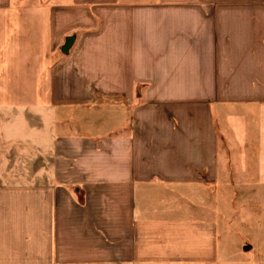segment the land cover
<instances>
[{"label": "crops", "instance_id": "1", "mask_svg": "<svg viewBox=\"0 0 264 264\" xmlns=\"http://www.w3.org/2000/svg\"><path fill=\"white\" fill-rule=\"evenodd\" d=\"M1 22L44 119L3 129L37 160L0 163V264H234L215 205L264 186V0H0Z\"/></svg>", "mask_w": 264, "mask_h": 264}, {"label": "rangeland", "instance_id": "2", "mask_svg": "<svg viewBox=\"0 0 264 264\" xmlns=\"http://www.w3.org/2000/svg\"><path fill=\"white\" fill-rule=\"evenodd\" d=\"M6 26H4V22L0 23V130H2L0 131V146L2 148L5 146L1 144L8 141L7 139L15 140L19 135L24 136V134L32 133L33 130L29 127L37 128L41 124V120L44 119L40 103L35 102V93L30 91L27 85L29 71L27 67H24L27 55L21 59L19 54L16 57L12 55L17 46L15 44L18 43L16 40L18 36L11 37V31ZM5 28L9 33H5ZM7 42L8 45L5 48L4 43ZM12 65L16 67H11ZM37 72V82H39L43 79L46 71ZM43 101H45L44 98ZM12 122L16 125V132L19 135L12 132L4 133L3 129L10 127ZM2 137H5L6 140ZM23 141L21 144L27 145V142ZM11 148L9 145L7 151H11ZM13 160H15L16 166L19 165L20 173H16L17 176L14 175L15 170L11 174L9 173L5 178L6 182L14 183L18 182L17 179H25L27 172L24 171L25 168L21 167L35 163L37 155H32V153L30 155L27 147H18L14 156L0 155V163L5 165ZM6 167L3 168V171L8 170ZM0 175L2 176V173ZM229 192L232 195L229 197L230 203L227 207L229 209L228 216L221 212L218 204H214L219 210L216 216L221 221L218 222L220 225L222 224V231H226L225 229L228 231L230 247L228 255L234 264H264V186L256 189H229ZM245 245H250L251 249L244 250Z\"/></svg>", "mask_w": 264, "mask_h": 264}, {"label": "water", "instance_id": "3", "mask_svg": "<svg viewBox=\"0 0 264 264\" xmlns=\"http://www.w3.org/2000/svg\"><path fill=\"white\" fill-rule=\"evenodd\" d=\"M72 41H73V37H70V38L67 39V42H66V44H65L64 47H63V52H64V53H67V52H68L69 47H70L71 44H72ZM244 249H245V250H249V249H251V246H250V245H245Z\"/></svg>", "mask_w": 264, "mask_h": 264}]
</instances>
